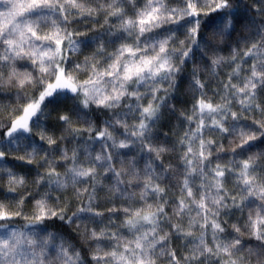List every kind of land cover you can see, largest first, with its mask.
<instances>
[{
	"label": "snow or ice",
	"instance_id": "obj_1",
	"mask_svg": "<svg viewBox=\"0 0 264 264\" xmlns=\"http://www.w3.org/2000/svg\"><path fill=\"white\" fill-rule=\"evenodd\" d=\"M0 2L10 5L6 12H0L2 18L0 48L3 49L0 62H12L8 65L11 67L8 82L15 80L21 88L29 84L42 89L38 98L23 107L22 115L11 121L5 133L9 144L19 146L21 141L30 139L32 133L30 122L37 124L38 113L43 115L41 104L46 98H55L70 92L75 99L80 100L83 108H89L94 104L98 108L108 110L120 109L114 112L112 118L105 121L99 130L88 121H85L88 123L86 128L73 127L68 114L58 117L66 126L65 131L71 132L74 137L82 132H88L90 140L101 141V150L93 155L85 147L84 162H80L77 148L72 149L71 156L66 148L60 149V159L71 162L65 165L63 173L56 170L55 158L49 159L51 153L45 152L42 158L44 162L42 166H46L45 172L43 175L38 173L35 182L38 186L45 184L51 190H66L71 187L77 200L83 202L87 194V202L68 216L67 205L65 207L51 205L49 193L45 192L41 199L35 201L33 215L24 219L42 224L45 220L56 218L71 225L81 221V214L84 213H91L92 217L103 216L102 212L93 208V203L96 199V188L103 183L102 178L110 176L114 182L109 186V192L118 193L129 200L138 196L144 204L138 208L130 205L121 209L126 217L123 227L133 234L132 239H125L119 233L108 232L105 229L99 232L95 229L88 230L85 226L83 237L95 242L90 251L93 264H156L159 258L156 255L158 246L160 255L168 257V264H211L213 260L218 261V264H250V258L253 256L256 257V264H264V203L260 204L254 213L252 211L248 213L246 227L251 236L259 242L255 246L242 245L239 235L228 241L221 240L219 234L224 232V228L217 222L221 210L229 208L243 210L249 197L255 196L264 202V180L257 176V169L261 167L259 161L264 158V153L249 155L240 162L237 184H242L243 187L237 195H232L224 187V178L226 173L233 172L235 161H230L228 165L217 163L215 167H211L209 158L213 154L211 146L214 141L205 139L204 135L206 129L236 133L238 142L231 149L232 152L237 148L243 149L245 145L251 147V141L264 137V131H260L264 129V121H253L259 126L255 131L238 124L246 111L250 112L255 108L264 113V108L256 102L258 86L264 87V23L257 26L253 20L252 25L255 26L257 39L246 50H242V54L241 50L233 49L230 58L227 59L234 67L228 81L223 83L224 95L221 97V103L214 104L211 101L204 91L205 82L199 78L197 69H193L191 87L199 96L195 98L190 114L181 113L189 127L176 142L179 145V161L183 165L182 173H178L171 163L165 166L161 159L163 155L177 149L170 148L164 143H153L152 132L160 119V110L170 90L176 86V75L181 71L186 58H189L192 48L185 47V40L179 41V47L171 46L175 37L172 30H169V34L163 39L147 37L145 34L164 24H176L178 27L191 24L186 39L199 47L196 38L199 35L201 15L208 16L211 12L229 10L230 0H183L184 7L176 8L167 7L164 0H145L144 6L135 12V18H126L122 7L131 0H105L99 5V9L106 11L109 16L117 17L119 29L131 36L133 41L122 43L115 52L109 54L110 62L102 68L100 60L97 59V56L104 52V44L100 43L97 52L91 57H85L83 65L76 64L72 71H66L62 65L67 62L68 53L75 54L83 43L74 39V36L84 34L73 33L63 26L72 15L69 10L74 8L79 10L77 14L86 12L91 15L97 9L85 8L78 0H25L22 3H17L16 0H0ZM232 15L233 13L229 11L218 21L210 22L211 30L203 41L208 49L211 50L215 42L222 40L225 32L231 35L229 29L234 31ZM182 20L185 24L180 23ZM219 24L223 27H219ZM46 28L48 31H45ZM25 58L38 69V76H34L32 72L16 70L14 62ZM249 58L253 61L249 69L250 74L243 77L241 83H232L233 77H239L244 70L242 64L247 63ZM224 62L225 57L216 54L212 56L213 74ZM82 68L90 75L81 82L73 73ZM2 82L3 74L0 70V83ZM165 83L167 87H163ZM141 88L144 89L143 92L140 91ZM160 92L164 95H158ZM126 98L128 102L124 103ZM145 100L147 103H144ZM232 100L240 104L239 114L232 111L230 107ZM77 115L79 118L78 113ZM33 117L37 120L33 121ZM129 117L134 118L132 124L128 123ZM229 117L236 122L231 128L225 127V121ZM209 120L210 123L207 122ZM192 124H195V128L191 127ZM117 127L123 129L121 134L123 139L114 134ZM93 132L95 137L92 136ZM25 133L28 134L27 137L23 135ZM39 135L49 146L57 143V139L44 130H41ZM59 139L62 141L65 137L62 135ZM136 144L140 146V153L149 154L143 168L138 166L136 156L119 160L117 167L113 163L114 152L109 151V148L129 149ZM28 147H31V151H28ZM223 150V145H219L217 151ZM36 155L38 150L32 143L25 146L24 155L16 159L31 164ZM5 156V151L0 150V161L4 160ZM5 171L9 177L10 191H15L16 185L25 184L23 177H17L10 169ZM169 173L173 176L182 175V179H178L180 195L173 202L171 216L165 211L168 200L165 198V187L162 186ZM81 184L88 186L78 187ZM149 196L154 198L153 203L147 202ZM23 203L24 199L21 198L17 207H21ZM108 211L114 213L117 209L110 208ZM193 211L195 216H192ZM17 216H23L22 211H12L10 205L0 202V222H5L0 223V229H3V233L0 234V264H86L81 252L63 240L56 246L58 250L54 253V258L49 257L47 249L55 239L52 233L39 237L35 231L26 233L19 229L10 230L6 222ZM185 216L189 217L187 229L181 222H173V218L182 221ZM162 221L168 222L170 232L161 227ZM144 225L150 227L144 230ZM80 227L81 224L77 223V230ZM196 227H199V236H193L192 230ZM209 228L211 247L206 240ZM233 229L237 234L241 232L240 227L236 225H233ZM171 235L183 239L193 237L191 241L193 246L182 260L177 257L174 249L167 247L166 242ZM102 239L112 243L106 248L101 247ZM245 250L247 260L244 256L237 255Z\"/></svg>",
	"mask_w": 264,
	"mask_h": 264
},
{
	"label": "trees",
	"instance_id": "obj_2",
	"mask_svg": "<svg viewBox=\"0 0 264 264\" xmlns=\"http://www.w3.org/2000/svg\"><path fill=\"white\" fill-rule=\"evenodd\" d=\"M17 3L25 2V0H16ZM83 3L85 8L97 9L91 15L86 12L83 14H77L78 9H70L72 15L69 17V21L66 25L68 31L73 33L79 32L84 35L74 36V39L83 41L80 44L79 51L75 54L68 53L67 62L62 66L66 71H72L75 69L76 64L83 65L85 57H91L93 53L97 52L100 43L104 44V52L97 56L100 60V67H104L110 62L108 59L109 54L116 51L122 43H132L133 38L128 36L127 33L122 32L119 29V20L115 16L107 15L106 11L99 9V5L104 3L105 0H78ZM164 3L169 8L184 7L183 0H164ZM145 4V0H131L130 3L126 2L122 5L126 18H135V12L142 8ZM231 8L223 12H211L208 16L201 15V25L199 35L197 36L196 44H191L186 39L187 32L191 24H186L184 27H178L176 24H164L160 28L155 29L151 33H146L147 37H156L163 39L169 34V30L175 32L174 40L171 42V46L179 47V41L185 40V47H191L192 52L189 54V58H186L185 63L181 66V71L176 75V86L173 90H170L168 98L164 102V106L160 110V119L153 127L152 141L153 143H164L168 147H175L177 151L167 153L162 156L164 165L171 163L174 168L178 170V173H182L183 165L179 161V145L177 140L183 135L184 131L189 127L188 122L184 119L181 113L190 114L192 105L195 103V98H198L199 93L193 92L191 87L193 69H197L199 78L205 82L204 91L211 101L215 103H221V97L224 95L223 83H226L229 78V74L232 72L234 64L227 62L230 58L232 50H246L251 46V43L257 39L255 35V26L252 25V21H255V25L264 23V0H230ZM10 5H6L0 2V12H6ZM205 11H208L205 9ZM232 12L231 19L233 20L234 31L229 29L231 35L225 32L222 40L214 43L213 48L210 50L204 45V38L210 32V22L218 21L221 16L227 15V12ZM2 19V18H0ZM107 20V22H106ZM208 22V23H205ZM181 24H185V21H180ZM223 27L222 24L218 25ZM45 31H48L46 28ZM144 39L143 37L141 38ZM216 54L226 58V62L222 63L215 69L213 74L211 69V58ZM0 55H3V49L0 48ZM178 63V61H175ZM252 59L249 58L247 63L242 64L244 69L239 77H233L232 83H241L243 77L250 74L249 69L252 64ZM12 62H0V70L3 74V82L0 83V150L5 151L6 156L4 160L0 161V202H4L11 206L12 211L20 210L23 216L14 217L11 221L6 222L9 227H14L24 232L35 231L39 237L47 236L48 233L54 234L55 239L51 241L47 253L49 257L54 258V253L58 250L57 245L61 240L70 243L76 250L80 251L82 257L86 261V264H93L90 258V251L94 247L95 242L86 240L83 237L85 226L88 230L95 229L99 232L101 229H105L108 232H116L123 236L125 239H132L133 234L128 231L126 227H123V221L125 220V214L121 210L123 207L132 206L134 208L142 207L144 202L139 200V197H133L132 200L127 199L125 196H121L118 193L109 192V186L114 182L111 177L102 178L103 183L96 188V199L93 203V208L96 211L102 212L103 216L92 217L91 213L81 214L82 220L77 221L81 224L79 230H77V223L67 224L56 218L45 220L42 224H35L30 220L24 219V217H31L35 206V201L42 198L45 192L49 193V203L55 207H65L67 205L66 215L71 216L72 212L76 211L77 207L83 206L87 202V194L83 198V202L77 200L74 190L69 187L66 190H51L45 184L37 185L36 178L38 173L43 175L45 167L43 165V157L45 152L51 153L49 159L55 158L56 170L63 173L65 171V165L70 164V161H63L60 159V149H67L69 156L73 148H77L79 151V160L84 162L85 147L95 155L96 152L101 150V141L96 139H89L88 132H82L77 136H73L71 132L65 131V125L58 117L62 114H68L72 119L73 127L86 128L90 122L96 130L101 129L104 126V122L110 120L114 112L120 111L108 110L105 108H98L96 105H90L89 108H83L79 99H75L70 92L66 95H58L55 98H47L43 104V115L39 116L37 124L31 122L32 133L30 139L21 141L19 146L15 144H9L8 138L5 133L10 127L11 121L22 114L23 107L33 99L38 98L39 92L42 90L38 86L33 87L29 84H25L24 87H19L18 82H8V76L11 71V67L8 66ZM15 68L19 72H32L34 76H38V69L27 58L17 59L15 62ZM79 81L86 80L90 75L89 72L84 71L83 68L73 73ZM242 86V84H241ZM163 87H167L165 83ZM144 91L143 88L140 89ZM257 103L261 108H264V87L258 86L257 88ZM158 95L163 96L164 93L160 92ZM127 98L124 103H127ZM134 102V101H133ZM147 103V100L144 101ZM174 106V108H173ZM232 111L240 113L241 106L236 100H232L230 105ZM127 109H124L126 111ZM79 114V118L78 115ZM243 118L238 121L241 127L250 128L255 131L259 127L254 124L253 121H264V113L259 109H253L250 112H244ZM219 118V117H217ZM37 118L34 117L33 121ZM134 122L133 117L128 118V123ZM210 123V120L207 121ZM236 123L229 117L225 121V127L231 128L232 124ZM195 128V124L191 125ZM44 130L48 135L54 136L57 139L55 145L49 146L46 141L40 139L39 133ZM264 131V129H260ZM123 129L117 127L115 129V135L120 139L124 137L121 135ZM28 136L27 133L23 134ZM64 136V140H60L59 137ZM205 139H211L214 141L212 144V156L209 158L211 161V167H215L217 163L221 165H228L230 161H235L233 166V172L231 174L226 173L224 178V187L232 195H237L242 184H237V174L239 172L240 162L247 159L249 155L264 153V137H260L255 141H251L249 147L245 145L243 149L237 148L235 152L231 149L235 147L236 133L220 132L216 129H206ZM95 137V132L92 133ZM34 143L38 150L33 163L28 164L26 161L16 159L18 156L24 155L25 146ZM111 144V142H108ZM223 145V151H217L218 146ZM139 144L134 145L129 149L114 150L109 148V151L114 152V161L119 167V160L128 159L131 156H136L137 164L140 168H143L145 161L149 158L148 153L139 152ZM28 151H31V147H28ZM261 167L257 169V176L260 180H264V158L259 161ZM159 164V161H157ZM87 166V164H85ZM5 169H10L17 177H23L25 184L23 186L16 185L15 191H10L9 177ZM159 170V169H158ZM208 171V168H205ZM178 179H182V175L173 176L168 174L167 178L163 181L162 186L165 187V198L168 200V204L165 206V211L172 215L173 202L179 197L180 191L178 186ZM197 184L199 180L197 179ZM88 185L81 184L78 187H86ZM91 191V188H89ZM138 191V189H136ZM131 191V190H130ZM23 198L24 203L21 207H17L18 201ZM59 198V199H57ZM148 203H153L154 198L149 196ZM231 203V201H229ZM264 202L257 199V197H249L245 201L243 210L237 208H229L221 210L217 222L224 228V232L220 233V239L228 241L239 235V238L244 246H255L259 242L250 234L249 229L246 227L248 220V213H253L260 204ZM116 208V212H109L108 209ZM192 216H195V211L192 212ZM89 217H92L89 219ZM189 217L185 216L182 221H178L177 218H173V222H181L187 229ZM5 223V222H0ZM233 225L240 227L241 232L237 234ZM149 225H144V230L148 229ZM161 227L165 231H171L167 221L161 222ZM193 236H199V227L194 228ZM209 235L206 240L209 246H212L211 242V229H208ZM163 234V233H161ZM193 237L187 239L178 238L176 235H171L166 242L167 247L176 251L177 257L181 260L183 256L188 253L189 249L193 246L191 241ZM112 242L109 240H101V247H107ZM156 255L159 257L156 264H168V257L160 255L159 246ZM248 259L247 251L238 253ZM227 259V257H225ZM211 264H218V261L213 260ZM250 264H256V257L250 258Z\"/></svg>",
	"mask_w": 264,
	"mask_h": 264
},
{
	"label": "rangeland",
	"instance_id": "obj_3",
	"mask_svg": "<svg viewBox=\"0 0 264 264\" xmlns=\"http://www.w3.org/2000/svg\"><path fill=\"white\" fill-rule=\"evenodd\" d=\"M47 99V98H46ZM45 102V101H44ZM44 104V103H43ZM43 104H41V108L43 107ZM22 115V114H21ZM34 118V117H33ZM32 118V119H33ZM30 126H31V122H30ZM9 229L10 230H12V229H16V228H14V227H9ZM3 233V229H0V234H2Z\"/></svg>",
	"mask_w": 264,
	"mask_h": 264
}]
</instances>
